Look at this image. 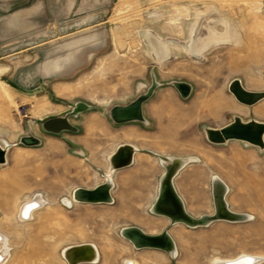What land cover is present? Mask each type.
<instances>
[{"label":"rangeland","instance_id":"rangeland-1","mask_svg":"<svg viewBox=\"0 0 264 264\" xmlns=\"http://www.w3.org/2000/svg\"><path fill=\"white\" fill-rule=\"evenodd\" d=\"M214 31L223 39L213 40ZM234 79L264 93V0H0V145L7 148L0 236L10 248L3 264H69L64 251L88 243L99 259L79 264H213L250 254L264 264V148L212 143L205 132L235 118L264 122V97L241 103L229 88ZM155 81L146 121L113 120L115 105ZM176 82L191 85L187 96ZM79 103L88 107L68 114ZM66 114L75 130L52 133L40 121ZM25 136L39 142L26 145ZM130 142L140 152L108 177L111 158ZM159 155L196 158L174 174L186 214L215 213L218 176L229 208L250 218L191 227L154 213L168 174ZM109 180L110 202L74 196ZM30 199L43 202L23 217ZM131 226L166 230L176 255L136 247L122 233Z\"/></svg>","mask_w":264,"mask_h":264},{"label":"water","instance_id":"water-1","mask_svg":"<svg viewBox=\"0 0 264 264\" xmlns=\"http://www.w3.org/2000/svg\"><path fill=\"white\" fill-rule=\"evenodd\" d=\"M157 82L155 81L153 86L150 88V90L144 94L139 96L136 100L132 101L129 104L126 105H115L111 109V116L114 121L118 123L122 122H130V121H146V118L144 116V102L149 98V96L153 93L154 88L156 87ZM176 86L181 90L183 96H187V94L190 92L191 85L187 83H179L176 82ZM230 91L236 96V98L243 104L247 105H253L254 103L258 102L264 97V94L259 93V92H253L247 90L240 79H234L230 83ZM88 107L87 104L85 103H79L73 110H69L68 114H77L79 111L84 110ZM68 114L66 115H49L45 117L44 119H41L44 129L52 132V133H60L63 130H75L74 125L71 123ZM207 138L210 142L216 143V144H221L225 143L229 139H236V140H243L250 142L252 144L258 145L261 148H264V122H258L256 120H251L249 122H244L240 118H235V120L223 127V128H215V127H206L205 129ZM22 142L26 145H35L39 142V139L35 136H25L22 139ZM125 147L124 149V158L122 159L123 163L120 165L119 168L128 166L129 164L132 163L133 161V155L129 157V154L133 151L131 150L132 147H134L136 151L138 149L132 145V144H124ZM6 152L7 148L3 147L0 145V163L5 162V157H6ZM134 152L132 154H134ZM169 156L166 155H159V158L165 168V164L163 163V158H167ZM176 157V156H173ZM177 158H184L188 159L186 162L189 163L192 160L196 159L195 157H177ZM185 164V165H186ZM184 165V166H185ZM182 166L179 171L184 167ZM178 171V172H179ZM177 172V173H178ZM176 173V174H177ZM175 174V175H176ZM174 175V177H175ZM164 177H161L160 183ZM174 177H173V187L174 186ZM107 187L105 184H102L94 189H84V188H78L74 194H77L79 196V200L83 202H110L113 200V197L110 194H107L106 197L103 196L102 198L98 197L99 196V188L102 187ZM113 187V181H112V186ZM217 187L220 190L217 193ZM110 188V190H111ZM176 189V188H175ZM177 191V190H176ZM228 191V186L225 184V182L219 178L218 176H214L213 178V194H214V202H215V207L216 211L214 214H204L199 218H196L190 214V220L188 221H174L173 219L171 220L173 223H178L182 222L188 226L191 227H197V226H203V225H208L214 220H245L250 218L248 214H243V213H238L229 208L228 202L225 199L226 192ZM159 193L161 194V191L159 189ZM178 193V192H177ZM180 200L183 199L181 196L178 194ZM156 200V199H155ZM155 202V201H154ZM184 204V202H183ZM154 205V203H153ZM185 207V206H184ZM152 211L156 214L160 215H165L168 216L170 219V209L164 205L162 206V209L160 212L155 211L152 208ZM188 212V211H187ZM195 223V224H191ZM123 235L131 240L133 244L138 247H153V248H160L164 249L167 252H169V245L168 246H163L160 242L163 240V237H169L170 240L175 244L174 239L172 236L165 230L162 233L159 234H149L146 233L142 228L136 227V226H131L127 227L122 231ZM162 237V238H161ZM83 248H76V250H81ZM170 253V252H169ZM171 254V253H170ZM250 259L252 260V257H244L240 258L235 261H229L226 262L225 264H236L240 260H246ZM253 264L254 260L251 261Z\"/></svg>","mask_w":264,"mask_h":264},{"label":"bare ground","instance_id":"bare-ground-1","mask_svg":"<svg viewBox=\"0 0 264 264\" xmlns=\"http://www.w3.org/2000/svg\"><path fill=\"white\" fill-rule=\"evenodd\" d=\"M152 38V36H151ZM213 40H219V39H223V36H221L218 32L214 31L213 32ZM153 43L156 45V50L157 53L159 55H161L163 53V49L160 45L156 44V41L152 40ZM163 45V44H161ZM165 51V49H164ZM264 94V93H263ZM243 141V140H242ZM125 146L121 147L118 152H116V154H114V156L111 158V163L113 165V167L118 168L122 163V159L124 158L123 154H124V148ZM131 150L134 151V149L132 148ZM132 151V152H133ZM131 152V153H132ZM5 161H6V157H5ZM163 162L165 164V167L167 168V172L166 175L163 177L162 180V187H161V194L159 199L157 200V202L155 203V205L153 206V209L157 212H160L162 209V206L165 203V206L168 207L170 209V213L169 215L174 219V220H182V221H188L190 220V216L188 215V213L186 214L183 205H182V200H180L179 196L177 195L174 187H173V182H172V177L174 176V174H176L179 169L184 166V164L187 162L186 159H181V158H173V157H167V158H163ZM110 181V180H109ZM112 185L111 181L107 184H105V186L107 187H102L99 188L98 192H99V196L100 198H102L103 196L106 197L107 194L109 193L110 190V186ZM220 190L217 187V193ZM76 199L79 200V196L77 194L74 195ZM43 200H37V199H30L28 201H26L23 206L21 207L20 210V214L25 217L28 212H30L34 207L40 205V203L42 204ZM29 218V217H28ZM191 224H195V223H191ZM162 238V237H161ZM0 239H3L2 242H0V244H2L1 248H0V264H3L4 259L9 256V244H8V239L6 238H2V236H0ZM163 246H168L169 252L175 256L177 253V249H176V245H174V243L172 242V240H170L169 237H163V240H161L160 242ZM76 248H83L80 251L76 250ZM64 256L65 258L68 260L69 264H79L80 262H97L99 259V250L97 248V246H95L94 244H82L79 246H72L69 247L68 249H66L64 251ZM248 255H242L238 258L235 259H226V260H222V259H215L213 264H225L226 262L229 261H235L238 260L240 258H244ZM248 257H252L251 254ZM264 259V258H262ZM252 260L250 259H246V260H240L238 261L236 264H251ZM125 264H139L136 260L134 259H127L125 261Z\"/></svg>","mask_w":264,"mask_h":264},{"label":"crops","instance_id":"crops-1","mask_svg":"<svg viewBox=\"0 0 264 264\" xmlns=\"http://www.w3.org/2000/svg\"><path fill=\"white\" fill-rule=\"evenodd\" d=\"M132 145H134L138 150H140V147L136 144V143H134V142H130ZM122 146H125V145H122ZM121 148V147H120ZM119 148V149H120ZM133 149H134V151L136 150L134 147H132ZM118 149V150H119ZM133 151V152H134ZM118 152V151H117ZM132 152V153H133ZM137 152H140V151H137ZM135 154H138V153H135ZM136 156V155H135ZM112 157V156H111ZM133 157H134V155H133ZM164 163V162H163ZM111 165H112V163H111ZM111 171L108 173V177H110L111 176V172L113 171V170H115V169H119V168H115V167H113V165L111 166ZM165 170H166V167H165ZM167 171V170H166ZM165 175V174H164ZM174 177V176H173ZM163 180V179H162ZM111 181V180H110ZM173 181V180H172ZM112 182V181H111ZM161 187H162V181H161V183H160V187H159V189H160V191H161ZM175 188V187H174ZM176 190V189H175ZM177 192V191H176ZM158 197H160V193H159V195L156 197V200L158 199ZM156 200H155V202H156ZM182 205H183V202H182ZM183 208H184V210L186 211V209H185V207H184V205H183ZM187 212V211H186ZM171 217V216H170ZM173 218L171 217V220H172ZM174 220V219H173ZM174 221H179V220H174ZM154 233V232H153Z\"/></svg>","mask_w":264,"mask_h":264},{"label":"flooded vegetation","instance_id":"flooded-vegetation-1","mask_svg":"<svg viewBox=\"0 0 264 264\" xmlns=\"http://www.w3.org/2000/svg\"><path fill=\"white\" fill-rule=\"evenodd\" d=\"M20 14H13L12 15V19H17V18H19L20 16H19Z\"/></svg>","mask_w":264,"mask_h":264}]
</instances>
